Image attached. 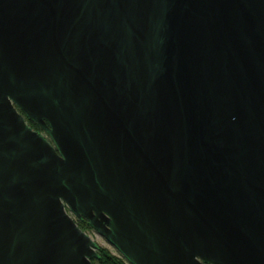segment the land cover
I'll list each match as a JSON object with an SVG mask.
<instances>
[{
	"label": "water",
	"instance_id": "95a60500",
	"mask_svg": "<svg viewBox=\"0 0 264 264\" xmlns=\"http://www.w3.org/2000/svg\"><path fill=\"white\" fill-rule=\"evenodd\" d=\"M66 209L126 264H264V0H0V264L99 259Z\"/></svg>",
	"mask_w": 264,
	"mask_h": 264
},
{
	"label": "trees",
	"instance_id": "16d2710c",
	"mask_svg": "<svg viewBox=\"0 0 264 264\" xmlns=\"http://www.w3.org/2000/svg\"><path fill=\"white\" fill-rule=\"evenodd\" d=\"M32 128L34 130H37L38 132L43 131L40 127H38L36 124L30 123ZM77 226L82 230H90V227L88 226L87 222L85 220H79L77 219ZM99 259L92 260L91 264H126V262L119 257L117 254L114 255L109 252V250L105 248H100L98 250Z\"/></svg>",
	"mask_w": 264,
	"mask_h": 264
},
{
	"label": "rangeland",
	"instance_id": "374dc122",
	"mask_svg": "<svg viewBox=\"0 0 264 264\" xmlns=\"http://www.w3.org/2000/svg\"><path fill=\"white\" fill-rule=\"evenodd\" d=\"M41 133L47 138H48V135L44 132V131H41ZM50 140V139H49ZM67 210V209H66ZM67 213L69 214V216L75 221V223L77 224V218L72 214L70 213L68 210H67ZM82 230V229H81ZM86 235H88L90 237L91 240H93L95 243H97V245L100 247V248H105L107 250H109L110 253L116 255L117 253L114 251V249H112L101 237H99L94 231H92L91 229L88 231V230H82ZM99 250V249H98Z\"/></svg>",
	"mask_w": 264,
	"mask_h": 264
},
{
	"label": "flooded vegetation",
	"instance_id": "af4514ba",
	"mask_svg": "<svg viewBox=\"0 0 264 264\" xmlns=\"http://www.w3.org/2000/svg\"><path fill=\"white\" fill-rule=\"evenodd\" d=\"M30 123H32V122H28V125H29L30 127H32ZM33 124H34V123H33ZM32 129H33V128H32ZM33 130H34V129H33ZM35 131H37V130H35Z\"/></svg>",
	"mask_w": 264,
	"mask_h": 264
}]
</instances>
